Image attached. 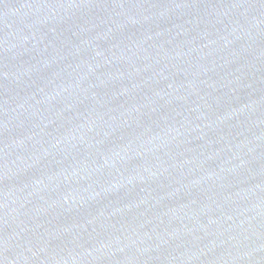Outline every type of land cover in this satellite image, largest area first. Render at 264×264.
Masks as SVG:
<instances>
[{
	"label": "water",
	"instance_id": "1",
	"mask_svg": "<svg viewBox=\"0 0 264 264\" xmlns=\"http://www.w3.org/2000/svg\"><path fill=\"white\" fill-rule=\"evenodd\" d=\"M0 264H264V0H0Z\"/></svg>",
	"mask_w": 264,
	"mask_h": 264
}]
</instances>
